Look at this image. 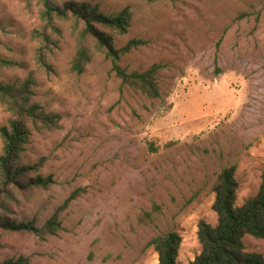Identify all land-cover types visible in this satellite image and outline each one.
Returning a JSON list of instances; mask_svg holds the SVG:
<instances>
[{
	"label": "rangeland",
	"instance_id": "obj_1",
	"mask_svg": "<svg viewBox=\"0 0 264 264\" xmlns=\"http://www.w3.org/2000/svg\"><path fill=\"white\" fill-rule=\"evenodd\" d=\"M40 1L0 0V57L22 65L1 69L0 83L34 72V101L59 113L60 128L32 129L20 154V164L34 169L26 178L50 177L52 184L12 189L0 219L40 228L72 192L79 196L61 211L54 236L0 228V262L158 264L146 243L174 230L181 236L176 262L188 264L201 252L199 221L217 222V172L235 165L238 206L257 193L264 174V0H74L99 4L104 15L130 9V28L113 35L114 48L131 39L146 44L119 65L130 72L163 64L158 99L122 85L101 53L82 74L72 73L70 21L53 22L50 70L36 65ZM9 117L0 104V127ZM153 204L161 211L142 223ZM243 242L264 258V239Z\"/></svg>",
	"mask_w": 264,
	"mask_h": 264
},
{
	"label": "trees",
	"instance_id": "obj_2",
	"mask_svg": "<svg viewBox=\"0 0 264 264\" xmlns=\"http://www.w3.org/2000/svg\"><path fill=\"white\" fill-rule=\"evenodd\" d=\"M64 1V0H63ZM40 20L44 24L32 32V38L41 39L35 62L40 68L50 70L45 49L53 45L50 31L56 32L54 20L70 21L76 36L75 54L70 62V71L82 74L96 53H101L110 61V72L120 79L121 84L139 91L150 99L160 97L157 75L165 68L155 63L142 71H127L119 65L120 57L137 50L146 44L141 39H131L120 49L114 48L113 35H125L130 28L132 13L128 7L110 15L100 12V5L90 6L65 0L58 5L56 0H41ZM49 30V32H47ZM17 61L0 57L1 69L21 68ZM36 80L34 72H29L24 79L14 83H0V104L9 114L7 124L0 127L2 144L0 153V210L5 199L10 198L12 189L29 187L47 188L52 184L50 177L37 175L34 178L26 174L34 170L20 164V154L27 142L31 130L52 132L60 128V115L47 111L39 102L34 101ZM155 150V149H154ZM235 165L227 166L217 172L212 186L214 200L211 206L216 215L214 226L204 220L197 225V240L201 252L188 264H264V258L257 253L245 251L243 239L251 236L264 239V174L257 193L236 205L237 181L234 178ZM24 179V183L21 181ZM79 196V191L72 192L63 204L40 228L33 223H12L0 219V228L10 233L26 232L38 236H54L61 230L59 215ZM161 211L153 204L152 209L142 212L140 221L151 224L153 217ZM181 244V236L170 230L157 233L146 243L157 254L158 264H177L176 258ZM0 264H27L23 257L6 259Z\"/></svg>",
	"mask_w": 264,
	"mask_h": 264
}]
</instances>
